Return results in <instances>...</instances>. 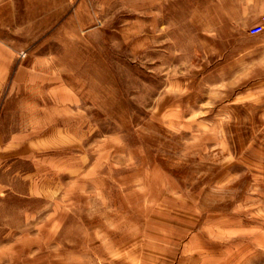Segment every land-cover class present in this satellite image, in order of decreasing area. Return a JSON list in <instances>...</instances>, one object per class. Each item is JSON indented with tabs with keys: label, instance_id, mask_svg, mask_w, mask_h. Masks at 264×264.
I'll use <instances>...</instances> for the list:
<instances>
[{
	"label": "rangeland",
	"instance_id": "374dc122",
	"mask_svg": "<svg viewBox=\"0 0 264 264\" xmlns=\"http://www.w3.org/2000/svg\"><path fill=\"white\" fill-rule=\"evenodd\" d=\"M242 3L73 0L71 17L68 0L65 21L58 0L6 34L0 264H264V64Z\"/></svg>",
	"mask_w": 264,
	"mask_h": 264
},
{
	"label": "crops",
	"instance_id": "0c3cea01",
	"mask_svg": "<svg viewBox=\"0 0 264 264\" xmlns=\"http://www.w3.org/2000/svg\"><path fill=\"white\" fill-rule=\"evenodd\" d=\"M57 1L58 0H0V90L5 81L9 79L11 68L15 62V53L7 44L14 43L15 41L11 40L9 35L6 34L24 30L23 27H18L22 25H33L32 29L36 30L35 25H41L42 22L43 8L49 10L56 5ZM60 4L61 8L58 10L57 14L64 16L66 21L68 19V0H60ZM69 6V15L72 17L73 0H69ZM242 9L244 12L243 26L246 30H250L253 26L259 24L264 17V0H243ZM39 28L40 27H37V30H40ZM250 36L254 39L251 43H259L254 50L256 48L259 50L261 56L258 62L264 64V55H262L264 53V32L259 35ZM252 54V48H250V51L245 50L244 52L245 56H253ZM249 61L251 62L252 60L250 59ZM32 76L36 79L38 76L46 77L47 75L32 73ZM45 82H47V79H45ZM35 111H37V109H35ZM7 191L13 190L7 185H0V194H2V196H5ZM25 191L27 192L21 195L25 197L34 196L32 193L34 191V185H30L29 189ZM28 191L30 193H28ZM12 237L15 239V236Z\"/></svg>",
	"mask_w": 264,
	"mask_h": 264
},
{
	"label": "built area",
	"instance_id": "2783aa9c",
	"mask_svg": "<svg viewBox=\"0 0 264 264\" xmlns=\"http://www.w3.org/2000/svg\"><path fill=\"white\" fill-rule=\"evenodd\" d=\"M264 32V17L262 18L261 22L255 26H253L250 30L249 33L250 35H259Z\"/></svg>",
	"mask_w": 264,
	"mask_h": 264
}]
</instances>
